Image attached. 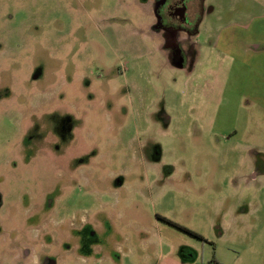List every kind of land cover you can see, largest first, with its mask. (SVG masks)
I'll use <instances>...</instances> for the list:
<instances>
[{"label":"rangeland","instance_id":"374dc122","mask_svg":"<svg viewBox=\"0 0 264 264\" xmlns=\"http://www.w3.org/2000/svg\"><path fill=\"white\" fill-rule=\"evenodd\" d=\"M159 2L0 0V264H264V0Z\"/></svg>","mask_w":264,"mask_h":264},{"label":"flooded vegetation","instance_id":"af4514ba","mask_svg":"<svg viewBox=\"0 0 264 264\" xmlns=\"http://www.w3.org/2000/svg\"><path fill=\"white\" fill-rule=\"evenodd\" d=\"M201 0H160L157 5L158 24L171 45L181 46V40L200 36ZM199 21V22H198Z\"/></svg>","mask_w":264,"mask_h":264},{"label":"trees","instance_id":"16d2710c","mask_svg":"<svg viewBox=\"0 0 264 264\" xmlns=\"http://www.w3.org/2000/svg\"><path fill=\"white\" fill-rule=\"evenodd\" d=\"M164 221L167 222V223L170 224V225H173V226H175V227H177V228H179V229L184 230L185 232L189 233L190 235H192V236H194V237H196V238L202 239V237H201L200 235H198L197 233H195V232H192V231L187 230V229H183V228H181L180 226L175 225L173 222H171V221H169V220L164 219ZM212 264H221V263H219L217 260L214 259V260L212 261Z\"/></svg>","mask_w":264,"mask_h":264},{"label":"crops","instance_id":"0c3cea01","mask_svg":"<svg viewBox=\"0 0 264 264\" xmlns=\"http://www.w3.org/2000/svg\"><path fill=\"white\" fill-rule=\"evenodd\" d=\"M241 41H242V40H240V42H241ZM244 42H246V39L244 40ZM255 50H256V48H255ZM257 50H258V49H257ZM255 52H257V51H255ZM248 53H250L249 50L247 51V54H248ZM253 54H257V53H253Z\"/></svg>","mask_w":264,"mask_h":264}]
</instances>
